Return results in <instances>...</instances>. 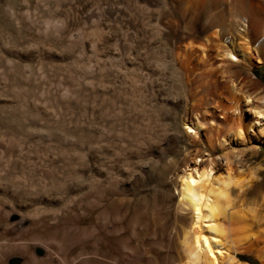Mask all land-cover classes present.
<instances>
[{"label": "rangeland", "instance_id": "rangeland-1", "mask_svg": "<svg viewBox=\"0 0 264 264\" xmlns=\"http://www.w3.org/2000/svg\"><path fill=\"white\" fill-rule=\"evenodd\" d=\"M5 3L17 17L28 12L38 24L49 19L63 21L64 34L79 35L84 46L96 41L83 18L88 8L85 0L71 5L65 2L66 8L62 10L55 0H5ZM211 3L208 0L202 11L199 27L210 15ZM245 6L248 11V5ZM3 11L2 3L0 264H120L121 261V264H182L185 254L181 241L190 214L178 210L179 173L195 151L202 152L205 158L210 155L202 144H193L185 133L183 118L193 115L196 106L190 97V87L177 72L161 73L165 78L161 96L165 100L156 98L152 103L162 131H149L154 142L148 149H124L119 141L131 134L119 136L117 128L111 129L101 107L99 135L93 138L91 108L94 100L104 103L101 87L107 75L89 68L91 57L87 46L78 52L81 47L78 39V44L67 53L45 50L40 53L41 60L25 58L20 55L19 26L10 23ZM219 20L217 16L216 25ZM177 21L181 22L179 18ZM2 56L13 62L11 70ZM251 71L264 85V63L256 64ZM243 75L247 76V71ZM128 82L130 88L126 92L151 100L137 87L135 76L126 78ZM93 87L100 90L96 98ZM63 90L74 95H64ZM246 90L254 93L255 102L261 103L260 90H253L251 83ZM104 128H110L111 134L103 132ZM96 143L103 146L99 151L106 150L111 158L114 152L124 154L129 166L127 172L115 177L97 211L93 209L94 190L88 162ZM226 155L238 168L239 179L251 180L245 191L235 194L238 196L235 212L242 210L240 215L236 213L238 227L264 232V117L254 122L253 129L243 138L230 135L225 147L214 151L213 158L224 165ZM103 190L98 186L100 193ZM103 204L107 205L110 221L121 224L122 233L109 234L113 229L109 227L95 241L93 224L98 220L101 224ZM121 241L126 245L122 246ZM233 256L249 264H260L261 260L254 250L234 252Z\"/></svg>", "mask_w": 264, "mask_h": 264}, {"label": "bare ground", "instance_id": "bare-ground-1", "mask_svg": "<svg viewBox=\"0 0 264 264\" xmlns=\"http://www.w3.org/2000/svg\"><path fill=\"white\" fill-rule=\"evenodd\" d=\"M55 1L62 10L66 8L65 2L71 5L84 0ZM85 1L88 8L83 18L96 38L85 46L80 43L79 35L64 34L63 21L49 19L38 24L28 12L17 17L5 0H0V4H4L8 21L19 26L21 56L39 60L45 50L67 53L79 39L78 52L87 46L90 53L89 68L106 73L107 80L101 87L104 103L94 100L91 108L93 138L99 135L101 107L111 129L117 128L119 136L131 134H128L131 140H126L127 137L119 141L124 149H148L154 142L149 131H162L152 103L156 98L165 100L161 96L165 81L161 73H179L196 102L195 113L183 118L185 133L193 144H202L210 154L205 158L202 152L195 151L179 173L178 210L190 214L181 241L185 254L182 264H249L233 253L251 250L259 253L260 264H264V232L238 227L237 216L242 210L235 212L238 198L235 194L245 191L251 180L239 179L238 168H234L227 155L224 165L213 158L214 151L225 147L230 135L243 138L253 129L254 122L264 117V85L251 71L256 64L264 63V0H211V13L201 27L198 26L200 15L208 0ZM5 62L11 70L13 62L10 59ZM246 71L247 76L243 75ZM131 75L151 100L139 99L125 91L130 88L126 78ZM250 83L253 90L261 91V103L255 102L254 93L246 90ZM92 90L93 98L98 97L100 90L94 87ZM63 91L64 95H74ZM110 128L102 131L111 134ZM101 147L94 144V151L88 157L95 211L115 177L129 169L124 154L114 152L111 158L106 150L99 151ZM98 186L104 189L101 193ZM100 215L101 224L99 220L93 224L95 241L109 227L113 228L108 230L109 234L116 232L120 236L121 224L110 221L107 205ZM121 244L126 245L124 241Z\"/></svg>", "mask_w": 264, "mask_h": 264}, {"label": "trees", "instance_id": "trees-1", "mask_svg": "<svg viewBox=\"0 0 264 264\" xmlns=\"http://www.w3.org/2000/svg\"><path fill=\"white\" fill-rule=\"evenodd\" d=\"M240 259H241V261H243V262L246 261V260H244V259H242V258H240ZM250 264H253V263H250Z\"/></svg>", "mask_w": 264, "mask_h": 264}]
</instances>
